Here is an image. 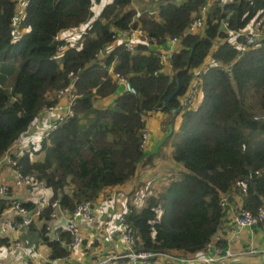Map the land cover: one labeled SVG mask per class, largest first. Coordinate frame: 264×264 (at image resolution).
Here are the masks:
<instances>
[{
	"label": "trees",
	"instance_id": "obj_1",
	"mask_svg": "<svg viewBox=\"0 0 264 264\" xmlns=\"http://www.w3.org/2000/svg\"><path fill=\"white\" fill-rule=\"evenodd\" d=\"M130 1L108 0L93 15L98 0H26L25 6L22 0H0V158L44 107L55 105V92L70 87L76 94L72 113L55 119L38 149L31 144L12 158L24 176L51 189L49 202L57 198L71 211L82 200L93 204L104 188L133 182L139 162L153 155L139 147L149 113H168L169 122L179 115L164 145L183 169L146 194L140 206L126 200L124 216L133 227L135 249L198 251L222 221L220 200L231 199L233 191L253 213L264 206V114L254 113L264 112V37L244 49L227 40L228 30L245 29L252 21L264 33V0H211L196 32L186 27L205 0H155L154 6L141 5L137 15L126 8ZM86 21L76 45L55 38ZM129 26L140 27L155 45L137 42L128 49L110 38L112 29ZM172 36L180 46L169 56L166 73L155 46ZM58 44L67 47L59 51ZM208 56L210 64L198 74L196 105L179 108L193 69ZM113 73L134 92L120 90ZM114 93L107 104H94ZM37 151L41 159L32 158ZM133 189L134 182L129 194ZM9 204L0 199V209ZM50 210L47 204L39 217L47 219ZM59 230L49 238L41 226L50 261L39 264L68 255L71 234ZM218 243L225 246L223 239Z\"/></svg>",
	"mask_w": 264,
	"mask_h": 264
},
{
	"label": "built area",
	"instance_id": "obj_2",
	"mask_svg": "<svg viewBox=\"0 0 264 264\" xmlns=\"http://www.w3.org/2000/svg\"><path fill=\"white\" fill-rule=\"evenodd\" d=\"M210 2L205 0L201 4L199 9V15L194 17L191 22L186 27V32H196L203 26L204 13L208 8ZM154 9L149 7V12H153ZM139 14V11H135V15ZM20 22V18L17 17L14 24L17 26ZM225 26V22H223ZM228 42L238 49H244L248 46L255 45L259 40L264 37V33L257 28L256 23L253 21L245 29H238L235 31H227ZM58 35V34H57ZM55 36V38L59 39ZM241 36L242 39L238 40L237 37ZM110 38L113 41H121L126 48L131 49L137 42L155 45L152 38H148L144 31L138 26H129L126 28H114L111 31ZM179 41V37L172 36L165 39V43L168 46ZM68 45H76L72 41H68ZM67 47V44H58L57 49L60 51ZM108 47V46H107ZM156 47V46H155ZM158 52L159 61L162 64L164 60L169 59V56L173 51L168 48H163ZM100 55V54H99ZM111 71V69H108ZM204 70V69H203ZM201 70V71H203ZM196 72L189 82V85L185 92L179 97L178 106L179 108H189L193 103H196L200 95V87L198 86L199 73ZM112 76L116 79V82L121 83L123 90L134 92V89L128 84L123 76H119L117 73H113ZM68 96L67 109L64 113L56 116L55 119L61 120L68 114L72 113L71 106L74 102L76 94L73 93L70 87L59 89L55 92L54 96L56 98H61L62 96ZM46 108V107H45ZM53 106L46 108L47 110L53 109ZM53 126V123L51 124ZM50 126V127H51ZM46 134V133H45ZM148 146V130L147 126L143 128L139 135V147L145 151ZM4 158L9 164L14 167L15 159L10 155H4ZM15 168V167H14ZM14 177L16 185H32L43 184L41 181L32 179L31 177L24 176L18 169H14ZM8 191V186L3 184L0 185V195L6 194ZM126 191H130L126 189ZM263 200V198L261 197ZM241 201V203H240ZM51 207L49 217L43 219L45 234L49 238H57L59 227L67 229L71 234V239L67 243L68 254H73L78 258L84 256L85 251L83 248V229L80 227L78 220H84L86 223H92L95 217L94 207L91 202L82 200L78 202L73 210L68 211L61 207L60 202L57 198L48 202ZM220 205L224 211L222 220L224 223L230 222L231 227L229 232H235L238 228L242 229L245 227H252L260 223H264V206L260 205L257 207L256 211L253 213L249 209L242 206V200L238 203L229 202L227 199L220 200ZM12 208L15 209L18 215L21 216L20 224L28 226L34 219V209H28L21 204L20 200H12ZM126 211V206L120 211L113 214L114 221L108 219V221L113 224L110 228L103 227L99 225L95 228L93 235V241L100 242H110L113 238V234L118 235L117 244L105 251L100 253L94 258L88 260L86 264H146L149 261L152 263H171V264H225V263H239V264H264L260 260V250L254 244L248 242L244 248H238L237 250H231L227 246L225 240V246L221 247L218 240L221 239L219 232L216 230L210 237L209 241L198 251L194 252H182L177 250H149V249H138L133 248V242L135 240V235L133 232V227L130 222L126 221L124 213ZM37 213V212H36ZM3 212L0 209V222L2 221ZM62 217L65 219L64 223H61ZM222 222V221H221ZM220 222V224H221ZM219 224V226H220ZM218 226V228H219ZM217 228V229H218ZM5 228L3 227L2 230ZM22 248L21 241L17 238L14 239L10 245L9 251L14 253L18 249ZM242 257V259H239ZM56 261V260H55ZM28 262V261H27ZM27 262H24L26 264Z\"/></svg>",
	"mask_w": 264,
	"mask_h": 264
},
{
	"label": "crops",
	"instance_id": "obj_3",
	"mask_svg": "<svg viewBox=\"0 0 264 264\" xmlns=\"http://www.w3.org/2000/svg\"><path fill=\"white\" fill-rule=\"evenodd\" d=\"M107 1L108 0H100L99 2L95 3L92 10L93 15H96ZM143 4L146 6H154L156 2L155 0H132L128 5H126V8H132L135 11H139L141 5ZM83 27L84 26L80 28L79 26L76 28V30L80 31V29ZM62 31H60L57 35L59 39H64V37L61 36ZM64 40L70 41L67 39ZM72 42L76 43V41ZM216 42H219V39L215 40V43ZM215 43L213 44L212 48L215 47ZM179 46V41L170 46L164 42L162 45H157L155 49L160 51L163 48H168L170 51H176ZM210 60L211 58L209 56L206 57L204 62H202L199 67L193 69L194 73L205 69L210 64ZM161 70L166 73L170 72L169 59L163 61L161 64ZM118 84L121 88L120 90H123L122 84L119 82ZM114 95L115 93L104 98L95 99L93 100L94 104L95 102L96 105L107 104L111 101ZM67 102L68 96L64 95L57 99L53 109L45 110L43 108L44 110L42 109L40 114L35 118L27 130L24 131L21 136L9 147V150L4 155L8 154L11 157L14 154L20 155L24 150L28 149L31 144L36 150L41 137L55 121L56 116L66 111ZM168 117H170L168 113L160 110L153 111L147 115L145 121L148 130V146L145 149V152L152 153L153 155L149 161L139 162L138 166L136 167L137 169L136 173L134 174V178L131 179L133 182L137 175L143 176L141 169L157 168L158 165L162 166V163L160 162L162 161L160 158V150L164 145V141H167L165 138L167 136L166 134L170 132L168 125L170 124L172 127L171 130H174L179 121V115L172 118V122L168 121ZM4 155L0 158V185H7L10 193L0 195V199L7 201V204H9L8 200L15 199L33 202L35 206L34 210H36L37 213L34 211L33 221L30 225L24 226L20 224L21 216L17 214L14 208H12V201L11 204L5 205L2 208L3 217L2 221L0 222V264H24V262L27 261L32 262V264H39L44 261H50L48 257V246L43 242L39 235L41 226L44 224L43 217H39V212L42 210V208L47 206L52 195V191L49 187H46L43 184L34 183L32 185H16L14 177L15 168L7 162V160L4 158ZM31 156L33 159H41L43 152H33L31 153ZM169 158L171 159L170 156ZM175 163L179 164L178 168L183 169V166L180 163ZM152 165H154V167H152ZM139 178L140 177H138V179ZM133 182L127 181L122 185L107 187L101 191L99 197L92 204L95 212L93 222L86 223L84 220H78L80 227L83 229V248L85 251L84 256L78 258L73 254H68L67 256L57 258L56 261L52 260L55 264H86L88 260L113 248L117 242H119L117 234H113V238L110 242L100 243L93 241L94 239L92 234L95 232V228L99 225L106 228H110L113 225L108 221V219L113 218V214L126 206V195H129L126 189H129ZM165 183L163 185H165ZM113 195H116V197H112ZM240 197L241 195L239 192L233 191L231 193V199L227 200L231 203H238ZM112 220L114 221V218ZM3 227L5 228L4 230H2ZM230 227V222L224 223L222 220L219 228L217 229L221 239L224 241L226 240L229 249L237 250L240 247L244 248V246L250 242L258 247L260 250V260L264 262V223L242 229L238 228L235 232H229ZM17 238L21 241L22 248L18 249L14 253H11L9 251L10 245L13 240ZM239 259H242V257H239Z\"/></svg>",
	"mask_w": 264,
	"mask_h": 264
},
{
	"label": "rangeland",
	"instance_id": "obj_4",
	"mask_svg": "<svg viewBox=\"0 0 264 264\" xmlns=\"http://www.w3.org/2000/svg\"><path fill=\"white\" fill-rule=\"evenodd\" d=\"M99 1L100 0H98V2ZM208 1L210 2L211 0H208ZM25 4H26V0H22L21 6H25ZM94 5L95 4H93L91 7L92 10H93ZM86 23L87 21L80 24V28L82 26H85ZM76 28L77 27L65 29L64 31L61 32V36L64 37V39L77 42L80 36V31L76 30ZM9 61L11 62L12 65H14V67H17V62L14 61V59H11ZM195 105L196 103H193L191 106H195ZM254 113L256 115L264 114L263 111H258V110L257 111L255 110ZM170 130L171 129H169V131ZM160 152H161L160 158L162 159V161L160 162L162 163V166L158 165L157 168L141 169L143 176L137 175L135 177L133 192L129 194L128 196L126 195V200L132 203L135 207H138L141 204H143V200L146 194H152L156 192L170 177L176 175L181 169V168H178L179 164L173 162L169 158V146L167 144L163 145ZM152 167H154V165H152ZM138 177L140 178L138 179ZM112 197H116V195H113Z\"/></svg>",
	"mask_w": 264,
	"mask_h": 264
},
{
	"label": "water",
	"instance_id": "obj_5",
	"mask_svg": "<svg viewBox=\"0 0 264 264\" xmlns=\"http://www.w3.org/2000/svg\"><path fill=\"white\" fill-rule=\"evenodd\" d=\"M171 110H172L173 112H176L177 108H176V107H172ZM169 129H171V125H169ZM64 221H65V219L62 217V219H61V223H64Z\"/></svg>",
	"mask_w": 264,
	"mask_h": 264
}]
</instances>
